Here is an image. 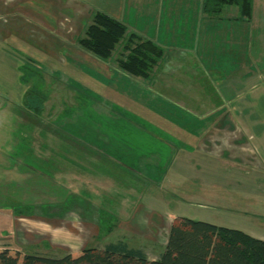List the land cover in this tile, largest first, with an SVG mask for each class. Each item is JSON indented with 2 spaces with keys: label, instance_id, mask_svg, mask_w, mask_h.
Returning <instances> with one entry per match:
<instances>
[{
  "label": "rangeland",
  "instance_id": "1",
  "mask_svg": "<svg viewBox=\"0 0 264 264\" xmlns=\"http://www.w3.org/2000/svg\"><path fill=\"white\" fill-rule=\"evenodd\" d=\"M109 2L0 0L3 241L12 245L9 250H38L41 255L59 257L70 248L79 250L85 242H89L87 247L101 248L124 239L133 248H141L139 242L147 245V256L158 258L164 246L157 243L167 236L168 230L162 225L169 214L212 220L264 239V169L256 166V156L264 157V150L256 154V142L264 141L256 140L258 134H264V67L258 78L254 74L256 67L246 71L241 106L235 108L244 121L227 124L229 130H239V138L230 136L228 150L218 149V153L225 154L219 159L224 169L207 174L182 171V180L192 175L193 179L179 185L152 180L145 185V172L135 168L132 156H121L133 166L134 171H128L102 151H98L100 155L88 151L93 146L89 141L109 137L112 121L116 125L124 113L111 107L110 98L149 101L159 116H183L192 111L161 103L152 93L130 84V74L117 65L122 44L103 58L78 43L92 13L110 11ZM124 22L130 32L140 29L131 20ZM252 83L255 86L251 89ZM34 87L38 95H46L42 103L37 101L39 105L35 98L25 97ZM31 101L36 109L27 107ZM129 105L124 103L123 108L131 113ZM233 110L229 108V116L234 115ZM97 144L101 145V141ZM239 155L242 157H236ZM94 158L97 162L92 161ZM157 173L151 172L156 177ZM187 188L198 193L194 201L203 205L192 206L179 199L190 195ZM202 195L205 201L200 199ZM146 207L156 212L150 215ZM87 213L98 218L80 217ZM148 238L156 242L142 241Z\"/></svg>",
  "mask_w": 264,
  "mask_h": 264
},
{
  "label": "crops",
  "instance_id": "2",
  "mask_svg": "<svg viewBox=\"0 0 264 264\" xmlns=\"http://www.w3.org/2000/svg\"><path fill=\"white\" fill-rule=\"evenodd\" d=\"M183 2L110 0L108 4L110 11H104L122 22L131 20L132 25L140 27L136 29L130 26L132 30L136 29L135 33L154 41L163 49V55L149 76L142 78L129 75L130 84L136 85L146 93H152L161 103L166 102L171 107L185 106L190 108L187 110H192L183 116H159L155 114V107L149 101L109 99L111 107L116 112L124 113L116 125L112 121V133L109 137H95V140L92 138V141H89L93 146H89L88 151L100 155L101 152H98L100 150L109 160L115 161L116 165H123L128 171H134L133 166L121 156H132V162H136L135 168L145 172V185L149 180L179 185L185 183L187 179H193L192 175L182 180V171L207 174L224 169L219 159L225 154L218 152L228 150L230 136L236 135V139L239 138V130H229L227 124L244 121L243 116L236 114L235 108L241 106L239 100L246 84L248 74L246 71L256 67L254 74L258 78L262 74L261 68L264 67V0H252L251 13L248 17L241 15L234 1L223 4L220 9L213 12L204 10V0ZM254 86L255 83H252L250 88ZM99 99H102L101 96ZM124 103L130 104L131 113L123 108ZM230 103L232 104L229 105ZM225 105L234 109L231 112L234 113L233 116L228 115L229 108ZM215 110L221 112L216 114ZM94 132L98 136L101 135L95 130ZM192 139L194 141L190 143L188 140ZM98 140L101 141V145L97 144ZM256 140H264V134H258ZM105 144L108 146L105 147ZM263 150L264 141L256 142V154L257 151L262 154ZM263 164L264 157L257 155L256 166L264 169L261 167ZM153 171L158 172L157 177L151 174ZM194 192L195 190L187 188L186 193L190 195H184L179 199L188 205H203L194 201V197L198 195ZM205 194L210 195L207 192ZM80 199L85 201L82 197ZM200 199L206 200L204 195ZM146 208L150 215L156 212L154 208ZM80 217L84 220L98 218L94 213ZM176 217L178 215L169 214L165 217L166 222L162 227L169 230L172 220ZM210 221L212 220L207 222ZM0 222L2 224L3 219H0ZM95 225L93 224V227ZM0 230L2 233L3 228ZM92 231L95 234L94 228ZM119 240L127 244L124 239ZM166 240L167 236L162 242L158 240L157 244L165 246ZM142 241L155 243L156 239L148 238ZM88 244L89 242H85L79 250L70 248L67 253L77 254ZM138 244L141 247L139 249L144 252L147 245L140 242ZM1 248L13 247L0 236ZM35 253H39L38 250ZM144 253L148 255L146 251ZM147 258L153 260L157 257Z\"/></svg>",
  "mask_w": 264,
  "mask_h": 264
},
{
  "label": "trees",
  "instance_id": "3",
  "mask_svg": "<svg viewBox=\"0 0 264 264\" xmlns=\"http://www.w3.org/2000/svg\"><path fill=\"white\" fill-rule=\"evenodd\" d=\"M232 1L238 5L242 16L250 15L252 0H204L203 7L213 12ZM78 43L103 58L122 44L118 67L142 78L149 76L163 55L162 47L154 41L128 31L124 22L104 11L92 13L91 22ZM37 89H29L25 96L35 98L36 104L46 98V95H38ZM36 104L31 101L27 107L33 110ZM0 264H264V239L241 229L178 216L169 226L164 250L157 259L149 260L142 250L117 240L101 248L84 247L77 254L66 253L59 257L1 249Z\"/></svg>",
  "mask_w": 264,
  "mask_h": 264
}]
</instances>
